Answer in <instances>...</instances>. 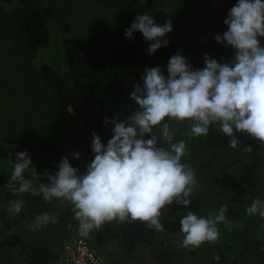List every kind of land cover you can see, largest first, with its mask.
Returning a JSON list of instances; mask_svg holds the SVG:
<instances>
[{"label": "clouds", "instance_id": "obj_1", "mask_svg": "<svg viewBox=\"0 0 264 264\" xmlns=\"http://www.w3.org/2000/svg\"><path fill=\"white\" fill-rule=\"evenodd\" d=\"M224 24L228 30L215 40L235 49L231 63H219L205 54V67L194 70L178 53L169 59L167 76L159 67L146 69L142 86L136 85L130 93L138 110L126 120L105 118V123L114 125L106 146L92 133L95 155L85 174L61 158L56 174L45 172L49 182L40 183L29 154L18 152L7 187L13 194L31 193L46 202L70 203L82 235L105 222L129 219L162 232V210L173 203L189 206L197 187L194 171L181 162L187 155L186 144L183 140L173 143L170 121L190 122V134L197 137L207 136L210 127L219 124L233 149L239 146L237 133L264 144V47L258 40L264 37V0H238ZM172 27L171 21L158 25L153 16L138 14L125 35L132 38L134 32L142 33L151 42L149 53L154 54L168 45L165 37ZM157 128L159 136L153 131ZM164 142L168 148L161 146ZM244 150L252 152L250 147ZM73 155L79 159V154ZM28 170L31 180L24 176ZM23 207V200L10 201L14 213ZM226 211L223 205L207 219L188 211L180 220L182 246L194 251L215 242L219 238L216 225L225 220ZM246 211L264 218V203L255 199ZM49 223H58V217L44 213L31 227L39 230ZM213 258L219 260V256Z\"/></svg>", "mask_w": 264, "mask_h": 264}, {"label": "rangeland", "instance_id": "obj_2", "mask_svg": "<svg viewBox=\"0 0 264 264\" xmlns=\"http://www.w3.org/2000/svg\"><path fill=\"white\" fill-rule=\"evenodd\" d=\"M160 25L171 21L172 31L165 37L178 45L191 67L203 69L204 56L219 63H231L235 49L219 53L213 46L215 36L225 30L224 21L238 0H161ZM71 26V35L89 37L112 29L129 10L128 0H42ZM1 5V4H0ZM4 11V9H2ZM43 54L32 59L19 36L17 23L8 14L0 11V141L10 155L27 152L33 167H43L55 175L61 158L86 173V167L94 159L92 140L83 134V127L72 110L54 102L49 92L41 85L37 75ZM174 133L173 143L183 140L187 155L182 158L195 173L197 187L191 197L200 201L202 209L214 217L223 205H227L225 220L218 223L226 228L240 230L246 216V200L238 187V181L246 179L258 192L264 193V144L248 134H238L239 146L228 144L225 150L209 148L202 137L191 135L190 122L176 124L170 121ZM220 129L219 124L211 126ZM159 136V129H154ZM150 138V137H145ZM161 146L168 148L164 142ZM251 148L247 152L244 148ZM73 153L79 154L76 159ZM234 157L235 159H232ZM12 172L4 177L0 188V207L31 249L46 248L50 264H57L65 244L79 232V222L74 218L72 205L58 200H43L31 193L13 194L7 187ZM18 187V185H16ZM35 187V186H34ZM23 200L19 213L10 210V201ZM48 213L58 217V223H49L39 230L32 224L38 215ZM106 223V222H105ZM89 233L91 249L102 256L107 264H232L233 258L228 243L218 238L213 243H204L194 251L182 246L183 234H162L152 244L139 245L128 253L121 242L114 240L99 245L94 235L105 225ZM71 225V228L68 226ZM264 227L256 230L262 234ZM221 252L228 253L227 262ZM45 255H47L45 253ZM219 256V260L214 259ZM49 257V256H48ZM0 264H22L13 249L0 251Z\"/></svg>", "mask_w": 264, "mask_h": 264}, {"label": "trees", "instance_id": "obj_3", "mask_svg": "<svg viewBox=\"0 0 264 264\" xmlns=\"http://www.w3.org/2000/svg\"><path fill=\"white\" fill-rule=\"evenodd\" d=\"M128 1V14L112 29L83 37L71 35L69 23L52 6L44 5L42 0H0V11L17 23L19 36L29 56L34 59L41 53L44 55L37 71L41 85L54 102L72 110L87 139L92 140V133L95 132L105 146L112 138L114 127L111 123H105V118L126 120L138 110L136 103L130 100V93L136 85L142 86L145 70L159 67L167 76L169 59L178 53L182 55L180 47L173 42L150 54L151 42L146 41L142 33L134 32L132 38H127L125 30L130 28L138 14L151 15L160 25L162 12L161 0ZM227 30L225 25L221 37ZM258 40L264 47V37H258ZM213 46L219 53L231 49L216 41ZM201 137L214 150H225L229 144V138L212 127L207 136ZM15 159L16 156L7 153L0 141V188L5 175L13 171ZM35 170L40 175L39 182L47 184L49 181L44 176L43 167ZM24 176L31 180V170L26 171ZM238 187L246 200V208L255 199L264 203V193L258 192L245 178L238 181ZM190 199L191 204L187 207L173 203L162 210V232L150 229L141 221L113 220L106 222L95 233L94 239L99 245L117 240L126 252L132 253L139 245L152 244L158 235L182 234L180 220L188 211L201 218H210L200 201ZM244 215L246 218L240 230L217 224L219 238L228 243L225 252L232 253V264H264V231L260 235L256 233L259 227H264V218L259 214L250 215L247 211ZM8 249L18 253L22 264H50V253L46 248L31 249L27 246L14 231L8 214L0 207V251ZM220 254L226 263L229 254Z\"/></svg>", "mask_w": 264, "mask_h": 264}, {"label": "built area", "instance_id": "obj_4", "mask_svg": "<svg viewBox=\"0 0 264 264\" xmlns=\"http://www.w3.org/2000/svg\"><path fill=\"white\" fill-rule=\"evenodd\" d=\"M89 233L82 235L79 231L72 241L65 244L57 264H107L102 256L91 249L88 242Z\"/></svg>", "mask_w": 264, "mask_h": 264}]
</instances>
